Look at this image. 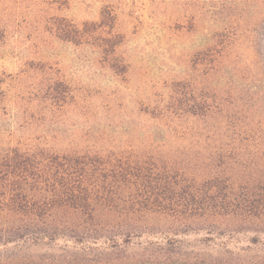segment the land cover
<instances>
[{
  "label": "trees",
  "instance_id": "16d2710c",
  "mask_svg": "<svg viewBox=\"0 0 264 264\" xmlns=\"http://www.w3.org/2000/svg\"><path fill=\"white\" fill-rule=\"evenodd\" d=\"M243 1L262 47L264 0ZM261 49L254 66L213 58L224 96L160 112L144 148H0V264H264Z\"/></svg>",
  "mask_w": 264,
  "mask_h": 264
},
{
  "label": "rangeland",
  "instance_id": "374dc122",
  "mask_svg": "<svg viewBox=\"0 0 264 264\" xmlns=\"http://www.w3.org/2000/svg\"><path fill=\"white\" fill-rule=\"evenodd\" d=\"M254 9L243 0H0V148H144L167 123L160 112L224 96L226 68L211 70L213 58L254 66L264 48L252 41ZM227 26L239 33L231 43Z\"/></svg>",
  "mask_w": 264,
  "mask_h": 264
}]
</instances>
